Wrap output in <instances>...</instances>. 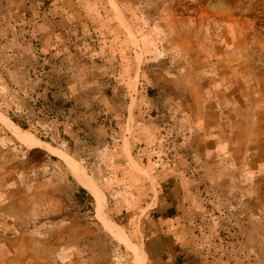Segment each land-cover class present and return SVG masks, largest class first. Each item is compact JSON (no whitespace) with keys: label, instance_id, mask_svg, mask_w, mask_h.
<instances>
[{"label":"rangeland","instance_id":"1","mask_svg":"<svg viewBox=\"0 0 264 264\" xmlns=\"http://www.w3.org/2000/svg\"><path fill=\"white\" fill-rule=\"evenodd\" d=\"M160 200L264 264V0H0V264H141Z\"/></svg>","mask_w":264,"mask_h":264},{"label":"crops","instance_id":"2","mask_svg":"<svg viewBox=\"0 0 264 264\" xmlns=\"http://www.w3.org/2000/svg\"><path fill=\"white\" fill-rule=\"evenodd\" d=\"M175 212H177V208L171 204H164L161 200L155 204L151 210H147V213H152V217L150 218V223L147 226L146 231H151L152 235L146 233L144 239L141 240L143 242L144 248L147 249L148 254L146 258L144 256L142 263H152L157 262L159 259L162 260V256L165 254L170 256L167 259L163 256L162 262L160 264H173V258L176 256L174 249V232L176 227H174L176 221ZM144 214V215H146ZM152 224V226H150ZM134 236L136 233L134 232ZM124 241V240H122ZM130 244L136 246L130 241ZM144 255V253L142 254ZM151 258V259H149Z\"/></svg>","mask_w":264,"mask_h":264},{"label":"trees","instance_id":"3","mask_svg":"<svg viewBox=\"0 0 264 264\" xmlns=\"http://www.w3.org/2000/svg\"><path fill=\"white\" fill-rule=\"evenodd\" d=\"M51 104H47V107L43 109V113H48L49 115L53 116L55 113H57L58 110L62 109L67 111L69 109V102L66 101H55L53 102V100L51 101ZM15 123H18L17 120L12 119ZM20 124V123H18ZM21 125V124H20ZM24 129H26L25 125H21ZM34 151L31 150V152ZM79 191L81 192V194L85 195L88 199V201L90 202V204L93 203V199L92 197L86 192L85 189L79 187ZM91 211H93V208L91 209Z\"/></svg>","mask_w":264,"mask_h":264}]
</instances>
